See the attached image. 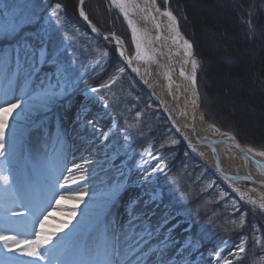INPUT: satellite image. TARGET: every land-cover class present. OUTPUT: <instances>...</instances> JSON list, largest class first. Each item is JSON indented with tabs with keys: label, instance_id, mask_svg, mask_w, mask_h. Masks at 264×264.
I'll list each match as a JSON object with an SVG mask.
<instances>
[{
	"label": "rangeland",
	"instance_id": "obj_1",
	"mask_svg": "<svg viewBox=\"0 0 264 264\" xmlns=\"http://www.w3.org/2000/svg\"><path fill=\"white\" fill-rule=\"evenodd\" d=\"M184 1L188 8L190 22L194 27L196 38L201 43L209 58L208 73L204 81L209 90V96H206L205 99L206 105L211 108L213 115H218L222 120H225V123L235 126L244 138L260 140L264 143V96L260 95L261 97H258L255 95L256 91L264 87V29L258 27L251 33L253 38L248 40L244 39L246 33L240 27V24L236 22V19H240L239 15L244 9L242 4H247L248 2L253 6V0ZM157 2L161 10L165 7L170 10L169 3L165 5L164 0H157ZM105 3L108 6V10L116 16L114 18H118L119 22L116 20V23L122 26V32L125 29L128 31L127 36H122L115 32L111 33H115L116 36L124 41V47L128 50L129 55H134L135 50L128 27L124 24L123 19L114 7L110 5V0H106ZM71 6L76 16L78 15L81 19L79 15L81 6L79 0L71 2ZM83 8L85 11V4H83ZM262 13H264V9ZM240 21L242 20L238 22ZM178 28L180 31L179 22ZM110 34L109 36H111ZM181 35L184 37L182 33ZM105 41L106 43L114 42L110 38ZM113 46L116 52V45L114 44ZM3 53H0V106H3L6 101L11 100L14 102L16 98L21 97L23 94L22 90L25 87L24 69H17L14 56L10 57L8 63L5 64L2 60ZM260 53L262 54V74L258 73L257 69L259 66L257 63L258 54ZM116 55L125 68L128 71L131 70L117 53ZM199 67L200 63L197 72ZM31 87L29 85V89ZM87 87L85 83L81 82L79 84L81 91L72 98L70 108L66 109L63 106H57L53 111H45L41 108V100L37 98L30 101V104L35 106L32 111L24 114L18 108L14 110L11 115L12 118H9V128L6 130L5 156L0 157V169L9 177V182H12L14 179L16 183L14 187L7 190V194L3 195V201L5 203L14 202L15 204L9 209L5 207L0 208V232L14 234V229L18 223H23L30 219L28 213L31 209L39 207L42 203L54 204V201L49 199L50 194H47V197L44 195L36 196L34 190H38V186L44 187L46 182L51 186L54 178L64 183V177L69 175L66 167L70 168L74 163L81 164L84 159L95 162L91 165H85L86 172L83 174L86 179L81 180V173H75L74 177H71L67 182L72 191L63 193L67 197L76 192L87 191L89 194L85 196L84 202L77 203L74 200L64 199L61 200L59 208L54 206L48 210L49 215L54 212L63 221L74 223L72 225L76 230L73 233L74 239H71V242H75L77 245L88 243L96 252L99 248H102L103 237L101 236L99 238L94 235L102 226L94 229L91 222L96 219L100 211L98 206L103 203L104 193L111 187L113 181L121 180L128 187V196H134L142 192L140 188L135 186V182L144 175V173L136 168L137 164L142 163L141 152L143 150L133 152L131 148L126 146L127 143L123 139L117 137L118 134L114 120L107 109L96 99L85 100L84 90ZM196 92L199 97L198 108L202 112L204 121L207 124H211L206 121L202 109L204 105L201 103V99L204 100L205 97H200L198 89H196ZM29 95L35 96L36 92L29 91L27 95H24V99H28ZM81 103H87L88 112L84 114L87 118H94L97 125L102 127L104 131H108L109 128L113 129V135L107 141L108 148L100 145L99 140L92 135L90 128H85L83 119L80 122H76V111ZM156 105L161 111L159 105ZM39 111H42L44 114L39 113ZM17 113L23 118H19ZM164 118L166 119L165 116ZM21 130L23 131L19 132ZM14 132L15 138L13 135ZM58 134L60 139H57ZM238 143L240 142L238 141ZM241 146L244 147L242 144ZM116 150H119L120 155L112 163L120 165L123 161L124 167L122 170L125 173L124 176H120L106 160V153L110 156ZM35 155L40 157L37 162L32 159ZM153 155L155 156L157 154L153 151ZM159 155L163 156L161 154ZM143 159L148 161L144 166L151 173L152 168L156 166L158 161L151 159L147 155ZM197 160L200 161L199 159ZM202 164L207 168L204 163ZM209 171L216 177L213 184L220 189L224 187L228 190L239 203L244 205V209L249 211V213H256L260 224L264 225V214L260 213L258 209L253 210L252 205L240 200L239 195L233 191V187L235 186L232 181L218 177L212 170ZM163 172L153 176V182L149 186V190L155 188L157 192H162L161 189L154 185V182L157 176ZM72 178L76 179L78 183L72 184ZM21 185H25L27 188L26 197L16 195L17 189ZM62 191L59 184H57L56 192L61 193ZM241 192L246 193L247 196H251L254 199L258 197L256 193L254 195L250 194L249 189L242 190ZM194 197V192H189L187 198L182 199L181 197L179 201L183 205H189ZM165 203H168L166 199ZM74 206L76 208V216L74 218L62 214L61 210L68 212ZM193 206L195 211H198L202 215V211L196 207V203ZM172 210L178 213L177 219L181 221L180 226L174 232L176 239L178 241L182 240L187 235L184 231L185 228H190L194 238L200 240L197 249H188L184 252L183 258L189 264H218L212 255L217 246H220L224 257L231 258L229 257V252L234 251L235 246L239 244V237L243 236L241 233L215 240L212 238L216 237L217 233L223 231L222 229L215 231V234H213V225L206 226L204 224L203 226H198V220L192 219L188 208L181 209L177 208L175 204H172ZM213 210L217 209H211L209 212ZM13 211L24 212L25 215L16 216L12 214ZM209 212L207 210V213ZM48 220H50V216ZM79 222L83 223V225L75 224ZM201 228H205V233H203V229ZM205 234L213 237L206 239L203 237ZM225 240L228 241L226 245L222 244V241ZM252 252L253 249L251 253L247 250L242 264H257L256 259L250 258L249 254H252ZM6 257L3 248L0 247V261H3ZM173 259L180 261L181 257L176 256ZM219 264H223V260H220Z\"/></svg>",
	"mask_w": 264,
	"mask_h": 264
},
{
	"label": "snow or ice",
	"instance_id": "obj_2",
	"mask_svg": "<svg viewBox=\"0 0 264 264\" xmlns=\"http://www.w3.org/2000/svg\"><path fill=\"white\" fill-rule=\"evenodd\" d=\"M79 2L81 5L79 15L85 21H88L92 32L99 34V29L91 23L84 11V0H79ZM168 3L169 0H164L165 5H168ZM110 5L118 9L123 15L128 28L131 30L132 44L135 46L134 55H129L128 50L124 47V41L116 36L115 33H111V39L115 41L116 53L131 68L132 72H135L137 75H140V69L133 67V61L143 60L147 62L153 59V57L144 46L146 39L151 43L147 31L141 30L132 17L137 14H143L142 18L144 20L151 18L157 29V40L160 39L159 30L161 25L157 17L153 15V12L167 17V27L169 33L172 34L170 38L173 44L183 49V55L186 57L183 63L191 64V74H186L181 69L180 75L185 80L191 81L195 95L196 73L200 62L195 58L193 44L181 35L177 17L172 11L167 7L161 10L157 0H143V5L138 0H110ZM4 7L6 8L7 6ZM61 10L62 5L57 3L52 7L50 15L57 17ZM57 23H59V19H57ZM249 29L253 30L251 21H249ZM34 31L35 13L30 12L27 5H16L11 11H0V37L8 41L10 45V47L5 48L2 60L7 64L9 58L14 56L17 69L23 68L25 77V87L22 90V96L16 98L14 102L9 100L3 106H0V157L5 156L6 130L9 128V117L13 114L14 110L19 108L22 113H29L35 107L30 104V101L37 98L41 100V108L45 111H51L57 106H63L67 109L71 107L72 98L81 91L79 88L81 77L76 75L75 60H69L59 50L46 49L43 46V40L39 39L38 32H35V38L30 35V32ZM104 39L108 40L109 35L106 34ZM98 55L101 58H107L110 53L99 51ZM124 72L125 68L118 66L115 74L107 82L101 83L96 87H87L84 90L85 100L97 98L96 94H99L102 90L109 89L119 79L120 74ZM144 83H148V81L145 80ZM29 85L32 86L31 89H29ZM29 91H35L36 95H29L28 99H24V95H27ZM98 98L104 102V107L107 108L108 103L105 97L100 95ZM192 103L193 105L197 104L196 100H193ZM86 112H88L87 103H81L76 111V122H80L83 119L85 128H90L92 135L99 140L100 145L108 148L107 141L113 135V129L109 128L108 131H104L102 127L97 125L94 118L89 119L84 115ZM140 115L141 113L137 112L136 118L139 119ZM17 116L23 118L19 113H17ZM169 119H172V117L170 116ZM201 119H203V116ZM125 123L126 128L123 130L122 135L125 143H128L132 138L130 130L135 128L136 125L127 121ZM209 127L224 138L220 142L231 143L232 146L239 148L245 162L251 159L264 172V165L254 159L255 157L264 158V150H257L247 145L241 147L237 142V137L231 132L221 131L215 124H209ZM177 131H180L179 127H177ZM13 135L15 138V132ZM57 139H60L59 134L57 135ZM184 139L187 140V136ZM178 143L180 141L177 139L170 140L171 145ZM164 147L165 144L162 143L160 148ZM188 147L193 151L196 150L191 142L188 143ZM119 155V150L112 152L110 156L106 153V160L120 176H124L125 173L122 170L124 167L123 161L120 165L112 163ZM145 155L158 161L156 166L152 168L151 173L144 166L148 163L147 160L143 159ZM141 160L142 163L137 164L136 168L144 173V175L135 182V186L140 188L142 192L134 196H128V187L121 180H116L112 182L111 187L104 193L103 203L98 206L100 211L96 216L95 225L102 226L100 234L103 237V245L101 252L97 256H102V259L92 258L87 261L67 259V257L73 256L78 252V246L75 242L66 239L68 237L67 233H65V237L58 235L68 228L69 222L62 221L56 227L46 224V221L49 219L48 210L54 206L59 208L61 200L68 199L82 203L85 196L89 194L87 191L76 192L67 197L63 194L64 192L72 191L67 182L71 177H74L75 173H81V180L86 179L83 174L86 172L85 165H91L95 162L84 159L81 164L74 163L72 167H66L69 175L64 177V183L55 178L52 180L49 199L53 200L54 204L42 203L39 207L31 209L28 213L30 219L26 222L18 223L14 229V234L0 232V247L4 251L14 254L12 257L4 258L3 261H0V264H27L26 261L20 260L17 257L31 258V264H37V262H40V264H188L183 258L184 252L188 249H197L200 240L194 238L190 228H185L184 231L187 235L178 241L174 235L175 230L181 223L177 219L178 213L172 210L171 202L165 203L162 192H157L155 188L149 190V186L153 182V176L167 169V161L159 154L153 155L151 144L141 152ZM224 178L233 182L240 179L238 176H225ZM244 179L250 180L251 177H244ZM71 183L76 184L78 181L72 178ZM0 184L9 185V177L4 174L2 169H0ZM57 184L63 190L61 193L56 192ZM212 186L213 182L207 184L208 188ZM5 191H7V188ZM233 191L239 195L240 200L252 205L253 210L258 209L260 213L264 214V195H261L257 200L251 196H247L246 193L241 192L238 188L233 187ZM250 191L254 192L256 189L253 188ZM16 195L26 197V186L21 185L17 189ZM187 195L185 193L182 199L187 198ZM226 195L227 193L225 192L220 193L221 197ZM231 207L234 212L239 214L238 222L237 220H232L231 223L237 228L245 226L247 212L240 211L235 202L232 203ZM61 211L62 214L73 218L76 216L75 206L68 212ZM12 214L16 216L25 215L24 212L17 211H13ZM50 227L51 230H48ZM251 231L254 234L252 237L254 245L264 250V231L261 232V235H255L258 231L255 225L252 226ZM248 239L249 237L247 236L239 237V244L235 246L234 251L229 252V257L231 258L223 256L220 246H217L212 255L218 264L220 260H223V264H234V261L235 264H242L247 252L246 241ZM227 243V240L222 241L224 245ZM176 256H180L181 260L175 261L173 258Z\"/></svg>",
	"mask_w": 264,
	"mask_h": 264
},
{
	"label": "trees",
	"instance_id": "obj_3",
	"mask_svg": "<svg viewBox=\"0 0 264 264\" xmlns=\"http://www.w3.org/2000/svg\"><path fill=\"white\" fill-rule=\"evenodd\" d=\"M76 1L0 0V11H11L16 5H27L28 10L35 13V31L30 32V35L35 37V32H38L39 39L43 40L46 49L59 50L69 60H75L76 75L81 77L79 84L82 82L88 87H96L101 83L107 82L115 74L118 66L124 68L125 66L118 60L114 46L95 36L79 16H76L71 6V2ZM105 2L106 0L84 1L85 12L89 20L103 35L115 32L122 36H127L128 31L125 29L122 32V26L116 23V20L119 22L118 18H114L116 16L108 10ZM57 3L62 5V10L57 17H53L50 12ZM253 4V6L248 2L247 4H242L244 9L239 15V20L242 21L238 22L239 20L236 19V22L240 24V27L246 33L244 39L248 40L253 38L251 33L258 27L264 29V13H262L264 0H253ZM4 6L7 7L5 8ZM169 8L177 16L180 32L193 44L194 54L200 62L196 80L200 97H205L204 100L201 99V103L204 105L202 109L206 121L215 124L222 131L231 132L242 145L264 150L262 141L244 138L235 126L225 123V120H222L218 115L212 114L211 108L206 105L205 101L206 96H209V90L206 87V83H204L208 73V55L196 38L186 2L184 0H169ZM57 19H59V23H57ZM249 21L253 25V30L249 29ZM190 25L192 26L190 27ZM7 47H10L9 42L0 37V53L4 52ZM99 51H107L110 55L107 58H101L98 55ZM100 95H103L108 103L106 109L114 120L118 138L123 139L122 133L126 128V121L136 125L135 128L130 130L132 138L126 144L128 148L135 152L143 150L151 144L154 153L161 154L166 159L167 169L157 176L154 182V185L162 190L166 201L175 204L177 208H188L192 219L198 220V226H203L204 224L206 226L213 225V234L217 230H223L217 233L216 237L205 234L203 237L206 239L213 237L212 239L217 240L240 233L249 237L248 241H246V249L250 253L253 249L252 254H249L250 258L256 259L257 264H264V250L255 246L252 240L254 234L251 228L253 225L258 229L255 235H261V232L264 231V225L260 224L258 215L249 213V211L244 209V205L239 203L224 187L220 189L215 184L211 188L207 187L209 182L216 180V177L189 153L187 146L176 136L158 106L130 72L125 68V72L120 74L119 79L109 89L102 90L99 94H96L97 98L95 99L104 106V102L98 98ZM137 112L141 113L139 119L136 118ZM39 113L42 114L43 112L39 111ZM9 118H12V116ZM171 139H177L180 143L171 145ZM162 143L165 144L164 148H160ZM189 192H194L195 197L194 199L192 198L191 202L189 201V205H183L179 200L184 197L185 193L188 194ZM221 192L227 193V197H221ZM233 202L236 203L240 211L247 212L246 225L243 227L237 228L231 223L232 220H237L238 222L239 219V214L234 212L231 207ZM194 203L202 211V215L195 211ZM211 209L217 210L209 212ZM207 210L209 213H207ZM201 229L205 233V228Z\"/></svg>",
	"mask_w": 264,
	"mask_h": 264
},
{
	"label": "bare ground",
	"instance_id": "obj_4",
	"mask_svg": "<svg viewBox=\"0 0 264 264\" xmlns=\"http://www.w3.org/2000/svg\"><path fill=\"white\" fill-rule=\"evenodd\" d=\"M138 2L143 5V0H138ZM116 10L121 16H123L118 9ZM142 15L143 14H137L132 18L137 22V26L141 30L147 31L151 43H149L148 39H146L144 41V46L149 50V54L153 57V59H150L147 62L143 60H134L133 67H138L140 69V75H137L135 72H133V74H135L136 77L147 86L152 96L161 104L165 117L168 119L170 116L172 117V119H169V121L176 130L177 127H179L180 131L177 132L183 138L187 136L188 143L191 142L195 146L196 150L193 151L188 147L187 144L190 152L213 172L217 173L221 178L222 176L232 177L235 175L238 177H251L249 182L244 181V179L232 182L234 186L241 191L247 189L250 191V189L255 188L256 191H250L249 193L253 195L256 193L258 197H254L258 200L261 195H264V186H262L264 185V172H262L261 169L252 162L251 159L245 162L242 158L239 148L232 146L231 143L220 142L224 138L221 137L219 133L214 132L213 129L209 127V124L204 121V118L201 119L203 115L201 110L198 108V101L193 93L191 81L185 80L180 75L181 69H183L186 74H191V64L183 63V61L186 59V57L183 55V49L178 45L173 44L170 38L172 34L169 33L167 27V17L153 12V15L157 17L158 22L161 25L159 30L160 39L157 40V29L155 28L151 18L144 20ZM124 22L127 25L125 20ZM261 60L262 54L260 53L258 54L257 60V63L260 66H258L257 69L258 73L260 74H262ZM145 80H147L148 83H144ZM196 89L197 87L195 88V91ZM255 95L258 97L264 96V87L261 90L259 89V91H256ZM193 100H196V105H193ZM204 137L208 139V146L203 144ZM201 153H203V155H201ZM32 159L37 162L39 161L40 157L35 155ZM254 159L260 164L264 165V158L255 157ZM15 184L16 183L14 179L12 182H9L8 186L1 184L0 208L5 207L9 209L15 204L14 202L5 203L3 201V195L7 194L5 189H11L15 186ZM34 193L36 196L44 195L47 197V194H50V185H48V182H46L44 187L38 186V190H34ZM49 216L50 220H47L46 224L51 227H56L60 224V222L63 221V219L54 212ZM95 221L96 219L92 220L91 225L94 227V229H98V226L95 225ZM72 224L74 223L69 222L68 228L58 235L65 237V233H67L68 237H66V239L69 238L70 241L71 239H74L73 233H75L76 229ZM75 224L83 225L81 222ZM51 227L48 230H51ZM94 235L100 238V230L95 232ZM89 245L88 243H81V245H77L78 252L73 256L67 257V259H75L79 261H87L92 258L102 259V256H97V254L101 252L102 248H99V250L96 252L94 251V248L90 247ZM4 254L7 257H12L14 255L13 253L6 251H4ZM17 258L26 261L27 264H31V258ZM37 264H40V262H37Z\"/></svg>",
	"mask_w": 264,
	"mask_h": 264
},
{
	"label": "water",
	"instance_id": "obj_5",
	"mask_svg": "<svg viewBox=\"0 0 264 264\" xmlns=\"http://www.w3.org/2000/svg\"><path fill=\"white\" fill-rule=\"evenodd\" d=\"M81 17V16H80ZM82 18V17H81ZM82 20L84 21V22H86V24L89 26V23H88V21H85L83 18H82ZM90 27V26H89ZM91 28V27H90ZM100 38H102V39H104V37L99 33H96ZM133 73V72H132ZM134 76H135V78H136V80H137V82L150 94V96H151V98H152V100L156 103V104H158L159 105V107H160V109H161V111H162V113L164 114V110H163V108H162V106H161V104L152 96V94H151V92H150V90L147 88V86L145 85V84H143L137 77H136V75L135 74H133ZM195 96H196V99H197V101H198V103H199V97H198V94H197V92L195 91ZM164 116H165V114H164ZM167 118V117H166ZM167 120H168V122H169V124H170V126L172 127V129L175 131V133L179 136V138L184 142V144H188V141L187 140H185L178 132H177V130L173 127V125L171 124V122L169 121V119L167 118ZM193 130V129H192ZM204 140H203V144L204 145H209L208 144V139H206L205 137L203 138ZM238 142V141H237ZM193 155V154H192ZM194 157H196L195 155H193ZM197 158V157H196ZM217 174V173H216ZM218 175V174H217ZM235 176H237V175H235ZM222 178L223 179H225L223 176H222ZM242 179H244V177H240V179H238V180H242ZM225 180H227V179H225ZM244 181H246V182H249L250 180H248V179H244Z\"/></svg>",
	"mask_w": 264,
	"mask_h": 264
}]
</instances>
